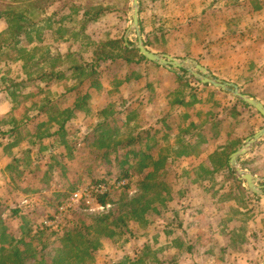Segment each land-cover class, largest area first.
Segmentation results:
<instances>
[{
  "label": "rangeland",
  "instance_id": "obj_1",
  "mask_svg": "<svg viewBox=\"0 0 264 264\" xmlns=\"http://www.w3.org/2000/svg\"><path fill=\"white\" fill-rule=\"evenodd\" d=\"M43 1L46 9L37 19L40 22L36 26L42 40L38 42L39 35L34 32L32 35L37 42L31 46L25 45L29 52L27 58L31 57L34 47L42 49L32 62L48 51L56 54L58 47L66 50L68 45L56 43L47 29L48 25L58 19L54 15L61 7L55 4L50 6L51 0ZM71 1L73 0H62V3L68 4ZM77 2L79 5L89 4V7L111 4L122 11H115L98 25L88 24L85 33L91 39L107 38L108 33L117 34L125 25L129 30L132 24L133 0ZM83 10L75 20H70L77 32L82 29L79 20ZM70 14H64L68 16V20ZM141 17L144 43L147 40L149 45H145L149 50L177 59L195 60L215 78L230 83H235L230 80H238L246 91L253 93L256 96L254 98L264 103V0H140V19ZM6 30V21L0 20V34ZM128 30L125 35L136 45V32L128 33ZM87 43L89 40L81 37L74 41L73 46L85 53L91 50V47L86 48ZM23 64V61L9 67L4 66V63L0 64V248L4 244L8 246L12 237L16 241L26 237L29 239L30 235L42 232L44 227L51 228L46 232L53 235L51 243L78 226L96 227L94 222L97 216L110 211L116 212L122 204L138 194L140 188L144 187L142 184L145 178L153 174V167L144 166L148 165L146 161L151 163L152 155L155 156L162 147L160 144L156 147L154 142L162 139V148L169 149L173 154L181 147L178 136L182 131H177V123L173 124L172 131L146 127L151 126L155 116L151 105H154L157 97L163 95L155 91L142 92L144 86L149 84L146 78L151 70L146 77L141 75V70H136V74L142 78L135 83L137 78H134L133 73L132 84L124 86L127 78L125 69L107 67L101 74V90H93L91 94L87 93L89 83L81 86L76 80H72L52 82L47 86L45 82L39 81L20 88L18 92L21 97L17 99V103L12 101L9 88L11 81L29 79L24 73ZM31 65L29 63L27 71H32V76L38 78L39 74L34 73L35 69L29 67ZM258 65L261 67L257 71ZM176 73L184 78L192 77L189 72L187 75L180 71ZM259 73L262 79L257 81L255 78ZM253 76L255 78L251 84L245 83ZM153 77L156 78V75ZM153 77L155 85L163 84L165 88H170V102L175 100L173 95L179 91L191 93L183 88L176 77V81L174 78L164 79L168 84L163 81L157 84ZM190 80L198 88L196 92L192 91L191 98L196 100V104L183 118L190 116L191 112H201V115L196 116L203 122V101L209 96V90L219 89L208 85L210 89L203 92V85ZM37 84L44 90H39ZM28 94H32V97L25 98ZM215 96L218 101L219 95ZM215 96L212 98L214 101ZM32 103L37 104L32 106ZM46 103L54 105V108L56 106L55 109L61 112L73 110L72 119L61 128L67 114L59 116L57 113L56 118H52L49 113L38 115L40 105ZM145 107L149 109L143 111ZM115 112L120 114L112 117ZM13 118L17 121L14 122ZM27 118L34 120L26 123ZM17 125L20 128L14 130ZM263 125L262 119L255 123L244 119L242 124L234 127L236 132L223 125L219 137L224 140L226 134L233 133L235 136L237 132L246 136L251 130L252 136ZM144 130L150 133L149 137ZM155 132L159 136L152 140ZM50 133L52 135L48 136ZM167 133L170 136L163 141ZM196 133L202 137L199 139L201 145L198 150L203 151V128ZM132 137L137 141L127 145ZM152 145L155 148L150 155L149 148ZM147 157L149 159L141 163ZM260 162L257 166L262 164ZM202 163L203 159L199 158L176 160L170 165V170L162 166L165 176H153V183L161 182L170 189L167 206L177 208L182 216L184 229L177 227L175 217H170L167 223L161 221L172 216L168 212L162 216L157 213L147 214L142 222H128L127 230L122 228L119 229L122 232L117 231L121 234L102 237V247L93 253L92 259H88L86 264H141L138 262L140 258L145 259L142 264H160L159 260L163 256L168 262L166 264H170L171 260L175 264H203V202L210 196L203 192V182L197 172ZM127 172L130 177L122 178ZM102 180L103 183H96ZM221 184L227 183L221 181ZM92 186L105 187L106 191L102 194H109L106 207L98 203L95 195L100 193L92 192ZM13 210H18L19 213L15 215ZM259 229L260 225L256 231ZM137 249L142 250L138 252ZM169 250H172L171 255ZM251 252L250 249L241 248L235 252L238 253L236 258L241 255L250 256L253 259L250 262H253L256 258Z\"/></svg>",
  "mask_w": 264,
  "mask_h": 264
},
{
  "label": "trees",
  "instance_id": "obj_2",
  "mask_svg": "<svg viewBox=\"0 0 264 264\" xmlns=\"http://www.w3.org/2000/svg\"><path fill=\"white\" fill-rule=\"evenodd\" d=\"M51 1L52 2L50 3V6H53L54 4L56 6L59 5L61 9H58V12H56V15H54L58 17V19L48 25L47 29L49 31V35L52 39H54L56 43L62 45L65 44V46L67 44L68 45L66 50H61V48L58 47L56 49V54L48 51L47 54L43 53V55L37 61L32 62L31 60L35 58L37 52L42 49L38 46L34 47V52L32 53L31 57L27 58L29 52L25 45L29 44L31 46L32 43L37 42V40H35L32 35L34 32L39 35L38 42H40V30L36 28V26L40 22L39 20L37 21V19L42 16L46 9V7H44L42 4L44 1L0 0V6H2L0 8V20L6 21L7 25V30L0 34V64L4 63V66L9 67V65L11 64H18L23 61V69L25 70L24 73L27 74L29 78L28 80H22L20 82L11 81L9 90H11L10 96L13 102L19 103L17 99L21 97V93H19L20 88H26L29 84L38 83L39 81L42 83L45 82L47 86H49L52 82L61 83L64 81L67 82L72 80H76L78 82V85L81 86L89 83L87 93L91 94L93 90H101V74L107 67L111 68L113 66H117L116 69H125V75L127 76V78L125 80L126 83L124 84V86L132 84L131 81L133 79V73L135 74L134 78H137L134 80V82L136 81L135 83H137V80H140L142 76H148L149 70H151L152 67L161 68L159 65L145 59L140 54L139 50L133 47L134 43L131 40H128L129 46L125 43L124 37L128 28V26L126 25L125 28L117 34L112 35L111 33H108L107 38H93V40L85 33L87 31L88 24L98 25L100 24V22L104 21L103 19L105 17L113 15L115 11L119 13L122 12L117 6H112L111 4L104 6L103 4H100L99 6L89 7V4H81V7L77 0H73L68 4H63L62 0ZM68 5H70V7H68ZM82 9L84 10L82 12L81 19L79 20V22L82 24V29L80 32H77L76 28L73 27V24L70 20H75L76 16H80V12L82 11ZM69 10L71 12H68ZM59 11H61V13ZM63 11H65L66 13H63ZM64 14L71 15L69 20L68 16H65ZM124 22L126 23V20ZM140 24H143V17H141L140 19ZM153 32H151V34ZM154 35L157 34H155L154 32ZM146 36L150 37V34H147ZM81 37H85L89 40V43H87L88 45L86 47H91V50H89V52L87 51L84 53L74 48V41H78ZM145 44L147 46L149 45L147 40L145 41ZM80 47L85 48L84 46ZM29 63L32 64L29 67H33V69H35L34 73L37 72L39 74L38 78L32 76V71H27ZM260 67L261 66L258 65L257 71L260 70ZM136 70H141L142 76L136 74ZM179 71L185 73L186 75L188 74V72L184 69H180ZM259 75H261V73H259ZM259 75L256 76V78L255 76L251 77L248 81H245V83L250 82L251 84V82L254 81V78L257 81L258 79H262V75ZM176 77L177 81H179L183 88L188 89L187 92H191V95L185 94L186 91L184 90L179 91L176 95H173L175 96V100L171 101L170 103L172 106H180L192 111L193 105L196 104V100H191V98L193 97L192 91L196 92L198 88L197 86L192 85V81L190 79H192L199 85H203V92H205V90L208 88V85L202 84L193 76L190 79L184 78L179 75ZM230 81L235 82V84L237 83V85L240 86L241 91L245 95L256 97L253 93L246 91L243 88L244 86L241 85L238 80ZM147 87L148 85H146L143 89H147ZM38 89L44 90L40 85L38 86ZM208 95V97L203 101V104L211 107V109L207 114L206 120L204 122L200 121V119L196 116L201 115V112H191L190 116H186L184 118L185 122L190 123L191 128H203V132L206 129H216L217 131H219V124H223L229 126L233 132H236L234 131L233 127L237 124H242L244 119L250 121L251 119L258 117L264 120L263 117L254 108L246 104L243 100L234 98L227 92L213 89V92ZM215 95L221 96L219 97L218 101L212 100ZM31 97L32 94H28V96H25V98ZM36 104L37 103H32V106ZM210 104H213V106H210ZM230 105H232V107ZM55 108L54 105H51L50 103L40 105L38 115L49 113L51 114L52 118H56L57 113L59 114V116L67 114V118L66 120H64L61 126V128H63L64 123L72 119L73 110L66 109L61 112V110H56ZM26 109V112H28V107ZM214 110L218 111V119L220 118L218 123L214 122V117L211 116L214 114ZM116 114L120 113H112V117H115ZM38 115L36 114L35 117H37ZM32 120L34 119L27 118L26 123L32 122ZM13 121L16 122L17 120L13 118ZM19 128L20 126L17 125L14 127V130H18ZM252 133L253 132L251 131L249 132L250 135ZM146 134L148 137L150 136V133L148 131H146ZM49 135L52 134L50 133L48 134V136ZM168 135V133L165 135L163 141L167 140ZM187 135H192V139L193 137H195L196 133L194 131H191L190 129L185 131L183 135L181 134L180 136H178L181 147L179 150H176L174 154H171L169 149L165 150L164 148H162V139L159 141L157 140L158 142H154L153 145H155L156 147L159 144L162 147L159 149L155 156L152 155L150 159L151 163L146 161L150 156L147 158H143L141 161V163H144L145 161L146 163H148V165L144 166V168L153 167V174L145 178L142 184L144 187L140 188L138 194L129 199L126 203L122 204L116 212L110 211L107 214L97 216L98 218H95L94 222L96 227L78 226L74 230L66 233L62 238L58 239V241L54 243L50 242V238L53 235L46 233L49 229H51L49 227H44L43 231L38 232L36 235H30V240L26 237L21 239L20 241H16L15 238L12 237V240L10 244H8V246H6L7 244H4V246L0 248V264H86L88 259H92L93 253L100 250V248L102 247V237H114L115 235H119L121 234L119 232H122L119 229L125 228V230H127L126 225L128 222H142L144 221V216H146L147 214L149 215L150 213L151 215L157 213L162 216L163 213L168 212L172 216H167L166 218L161 219V221L163 223H167L170 217H175V223L177 221V227L179 229H184V222L182 220V216L180 215L178 210H176L177 208L174 209L170 208V206H167V203L169 201L168 198L170 189L168 188V186L163 185L161 182L153 183L152 181H154L153 176L157 175L155 177L157 178L166 175V172L162 171L164 167H166L167 170H170V165H172L173 162L182 157H191L192 153L197 151L198 147L201 145V142H199L200 140L196 138L194 145H185L183 138H185V136ZM205 135H203V143L206 142L205 137L207 135ZM232 135V133L226 134L227 142L216 147V149L210 155H208L209 160L207 161V163H205V165L203 163L201 164L199 175L202 179L203 186L206 185V183L212 184L214 182H217V179L220 176L224 183L231 184L232 186L236 187L238 191L240 190L242 192H245V189L242 186L243 181L237 179L235 168H232L229 165L231 155L242 147L245 136H243L242 134L240 137H232ZM152 140H154L153 136ZM136 141L137 139L135 137H132L131 142H129V144L127 145H131ZM153 145L149 148L150 155L151 151L155 148V146ZM245 157L246 156L240 159V165L243 169H246V165H248V161H245ZM124 177H130L128 172L125 176H122V178ZM103 182L104 180L96 181L97 184H101ZM232 190L233 189H231L229 193L222 194L223 196L220 194L221 200L225 199L227 196H233L234 192ZM209 194L210 196H212L211 192H209ZM225 194L227 195L225 196ZM108 195L109 194L106 193L96 194L95 196L97 197L98 203L101 206L106 207L108 205ZM216 195L217 194L215 193L213 194L214 198L216 197ZM248 197L249 201H258L254 196L250 195ZM13 212L15 213V215L19 213L18 210H13ZM171 233L172 232H169V234ZM239 238L241 242L244 241L242 236H240ZM36 242L38 243L36 244ZM141 250L142 249H137L138 252H140ZM171 254L172 253H170L169 255ZM155 255L156 253L154 254V257ZM161 258L162 259L159 260L160 264L168 263L167 260L163 259L164 256ZM128 259H130V257H128ZM144 260V258H140L138 262L142 264L144 263ZM170 264L175 263L173 262V260H171Z\"/></svg>",
  "mask_w": 264,
  "mask_h": 264
},
{
  "label": "crops",
  "instance_id": "obj_3",
  "mask_svg": "<svg viewBox=\"0 0 264 264\" xmlns=\"http://www.w3.org/2000/svg\"><path fill=\"white\" fill-rule=\"evenodd\" d=\"M126 37L127 36L125 35L124 38ZM154 74L156 75V78L153 77ZM176 76H178L176 72H172L164 67L151 68V73L146 79L147 83H149L146 84L148 85V87L147 89H143L142 92L155 91L158 93L161 92V94L163 93V95L157 97L154 100V105H151L153 106V115L155 116L152 118L153 122H151V126L146 127L159 129V131H172L174 127L173 124L177 123V131L179 132V130L182 129V132L179 135H183L185 131L190 129L191 131L195 130L196 133L197 130H200L201 128H191L190 123L184 121L185 117L183 118V115L187 113L188 110L184 107L172 106L170 101L168 100L171 97L169 94L171 91L170 88H165L163 84L155 85V80L152 79V77L156 79L158 84L159 81H163V83H165L167 80L164 81V79L174 78L175 80ZM165 84H168V82H166ZM166 87L168 86L166 85ZM208 92L211 93L213 92V90H209ZM141 94L142 93H140V95ZM217 99L218 98L215 96V101ZM162 103L165 104L163 105ZM148 109L149 108L146 109L145 107V110L143 109V111H147ZM210 109L211 108L209 106L203 104V122L206 120V116L209 113ZM211 116L214 117V122L218 123V121L220 120V118L218 119V111H215ZM259 119L261 120V118L258 117L251 120L255 123ZM146 127L144 129H146ZM222 128L223 124H219V131H217L216 129L204 130V132L206 133L203 132V135L206 134L207 136L205 135L206 142L203 143V151L197 149V151L192 153L191 157H182L180 159L189 160L192 158H199L200 160L203 159V164L205 165V163H207V161L209 160L208 155H210L216 149V147L227 142V136L224 137V140L219 137L222 134ZM157 134L158 133L155 132L153 137L158 138L159 135ZM191 136L187 135L185 136V138L182 137L185 145H194L196 138H202L197 133L192 139ZM235 136L240 137V132L235 133ZM249 137H251L250 134H247L245 136L243 144ZM170 153L173 154V152ZM245 156V161H248V165H246L248 169L246 168L244 170H247L249 173L258 178L257 183L258 185L260 184V186L263 187V194L257 195L249 190L246 182L239 178L237 172L236 177L238 180L243 181L242 186L245 189V192H242L240 190L238 191L237 188L232 186L231 184H221L222 179L220 176L218 177L217 182H214L212 184L206 183V185L203 186V192H207L209 196V192H211L212 194H217L215 198L212 195L209 199L203 202V264H259L264 259V139H262L251 150H249V152ZM259 161H261L260 163H262L260 164L262 168L260 166H257V163ZM197 172H199V168L197 169ZM231 189H233L232 191L234 192L233 196L230 195L226 197L228 199L225 198L223 199L224 201L221 200V195L224 193H229ZM226 195L227 194H225V196ZM250 195L254 196L258 201H249L248 196ZM259 225L261 226L262 230L259 229L258 231H256V228H259ZM240 236H242V238L244 239L243 242H241L239 238ZM258 238H260V240ZM241 248L250 249L252 251L251 254L256 258L255 261L250 262L253 259L250 256L245 255H241L236 258L238 253L235 254V252ZM168 253H172V250H169ZM129 256L133 257L132 254H129ZM236 259H238V262Z\"/></svg>",
  "mask_w": 264,
  "mask_h": 264
},
{
  "label": "water",
  "instance_id": "obj_4",
  "mask_svg": "<svg viewBox=\"0 0 264 264\" xmlns=\"http://www.w3.org/2000/svg\"><path fill=\"white\" fill-rule=\"evenodd\" d=\"M132 24L128 30V33L132 31L136 32L137 44L133 47L138 49L140 54L150 62H153L161 67L167 68L172 72L184 69L188 71L192 76L199 80L204 85L213 86L220 91L227 92L231 94L234 98H239L243 100L246 104L254 108L264 119V103L254 97L245 95L240 87L235 83L226 82L215 78L212 74L208 72L206 68L198 64L192 59H177L173 56L167 54H158L147 48L144 43L143 33L140 26V0H133V16ZM126 44L129 46V43ZM264 139V125L257 131L253 136L249 137L242 148L237 150L231 155L230 165L235 168L239 178L246 182L249 190L257 195L263 194V187L258 185V178L247 170H244L240 165V159L245 156L249 150H251L257 143ZM264 264V261L263 263Z\"/></svg>",
  "mask_w": 264,
  "mask_h": 264
},
{
  "label": "built area",
  "instance_id": "obj_5",
  "mask_svg": "<svg viewBox=\"0 0 264 264\" xmlns=\"http://www.w3.org/2000/svg\"><path fill=\"white\" fill-rule=\"evenodd\" d=\"M90 190L92 192H96V193H100V194L105 193V191H106L105 187H103V186H92L90 188ZM76 196H78V195H76Z\"/></svg>",
  "mask_w": 264,
  "mask_h": 264
}]
</instances>
